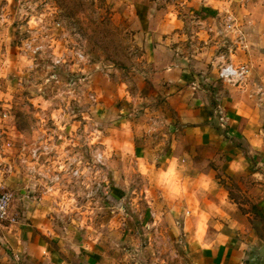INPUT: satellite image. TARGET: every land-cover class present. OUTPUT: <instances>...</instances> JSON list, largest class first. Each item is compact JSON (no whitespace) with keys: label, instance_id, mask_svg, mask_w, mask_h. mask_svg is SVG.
Masks as SVG:
<instances>
[{"label":"rangeland","instance_id":"rangeland-1","mask_svg":"<svg viewBox=\"0 0 264 264\" xmlns=\"http://www.w3.org/2000/svg\"><path fill=\"white\" fill-rule=\"evenodd\" d=\"M212 5L0 0V177L10 178L0 187L13 194L0 226L16 220L77 234L81 258L73 264L191 263L171 210L183 186L175 157L190 150L192 135L168 98L176 90L156 77L165 69L155 64L159 33L171 28L183 34L172 45L187 57L191 76L214 69L216 78L207 106L215 129L196 136L203 143L190 170L215 177L254 213L251 190L264 183V0H221L222 9L213 7L219 24L201 23L199 10ZM213 36V64L201 68L199 54ZM227 65L247 73L221 79ZM238 118L247 137L229 127ZM231 146L243 160L229 168Z\"/></svg>","mask_w":264,"mask_h":264},{"label":"crops","instance_id":"crops-1","mask_svg":"<svg viewBox=\"0 0 264 264\" xmlns=\"http://www.w3.org/2000/svg\"><path fill=\"white\" fill-rule=\"evenodd\" d=\"M208 1L213 2V5L209 6V13L199 10L197 17L201 23L219 24L217 13L214 16L213 7L222 9V6H218L221 0ZM148 15L150 13L147 10L143 19L148 21ZM207 30H199L198 34L206 39L208 36L204 35L208 34ZM175 34L181 35L178 31L176 33L172 31V28L165 34L159 33L161 44H159V57L155 60V64L165 68L160 70L156 77L160 83L169 86L171 91L176 90L174 95H168V98L176 100V110L185 118L184 127L190 130L192 135L191 139L185 142V147L191 146L190 150L182 149L175 157L179 162V170L177 169L176 172L183 186L179 195L173 199V210H171L173 227L182 241L190 244L187 245L189 255H193L190 264H264V183L251 190L253 199L250 200V206L255 210L250 214L242 210V204L230 197L227 188L217 184L215 177L201 174L194 167L190 170L192 167L190 165L195 161L194 148L203 143V140L196 136L200 133L210 134L215 129L211 126L212 116L208 114L207 106L212 97L209 95L208 87H215L216 78L214 69L207 76L198 75L200 71L191 76L192 73L187 67V57L181 55L180 51L176 52L172 45ZM212 38L213 46L203 47V52L199 54L200 60L197 64H200L201 68L205 63L213 64L214 58L211 56L219 40L214 36ZM237 121V124L233 120V125H229L233 134L247 137V128H242L245 121L242 118H238ZM228 151L232 154L229 155V159L231 158L229 168L237 163L240 164L243 160L240 150L238 152V149L235 147L233 149L231 146ZM238 153L240 155H237ZM261 161L264 163V156ZM184 167L185 170L182 171ZM163 173L169 174L168 171ZM201 175L204 176L203 179L208 178L207 186L200 182ZM9 179L0 177V184L8 183ZM12 211L9 210L8 218ZM37 227L38 225L34 223L16 220L3 223L0 226V244L7 251L0 245V264H73L74 260L81 258L79 253L82 245L77 234L68 233L66 236L61 231L37 229ZM10 252L13 253L14 260L8 256Z\"/></svg>","mask_w":264,"mask_h":264},{"label":"built area","instance_id":"built-area-1","mask_svg":"<svg viewBox=\"0 0 264 264\" xmlns=\"http://www.w3.org/2000/svg\"><path fill=\"white\" fill-rule=\"evenodd\" d=\"M247 73L246 67L240 66L239 68L227 65L220 70L219 77L225 80H234L242 78ZM35 153V151L33 152ZM95 162L102 163V155H96ZM73 176L79 175V170L75 169L71 171ZM13 202V194L6 188L0 187V222L6 220L9 215V210Z\"/></svg>","mask_w":264,"mask_h":264}]
</instances>
